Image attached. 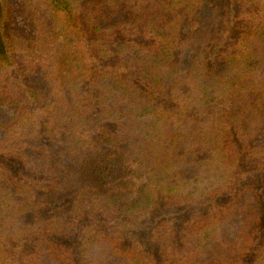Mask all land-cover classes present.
<instances>
[{
    "label": "trees",
    "instance_id": "16d2710c",
    "mask_svg": "<svg viewBox=\"0 0 264 264\" xmlns=\"http://www.w3.org/2000/svg\"><path fill=\"white\" fill-rule=\"evenodd\" d=\"M19 1L0 264H264V0Z\"/></svg>",
    "mask_w": 264,
    "mask_h": 264
},
{
    "label": "rangeland",
    "instance_id": "374dc122",
    "mask_svg": "<svg viewBox=\"0 0 264 264\" xmlns=\"http://www.w3.org/2000/svg\"><path fill=\"white\" fill-rule=\"evenodd\" d=\"M4 2H5V4H8V6L10 7L9 11L14 16L18 17V15H21V13L24 12L23 5L21 4V2L19 0H1L2 10H3V3ZM3 19H4V11H3V16H2V20H1V34H2V38H3V43H4L5 48H6V42H5L4 37H3V36H5L6 33L4 34L2 31ZM22 20L23 19H21V18H17V22L15 23V25L17 27H20V25H23V27L26 26L27 23L26 22L24 23V20L23 21ZM15 25L11 26L9 28L12 30V29L16 28ZM28 82L32 87L38 88L40 90L42 96L44 97V99L46 100L47 103L52 102L54 96L52 93V88L50 87L51 85L49 86L48 83L42 78V76L40 74L30 75L28 78ZM11 115H12V112L10 109L5 108V107L0 108V118L8 119V118H10ZM0 138H3V134L1 132H0ZM130 184L131 185L133 184V187H136L140 183L135 182V181L134 182L130 181ZM145 229H147V227L141 229V231H143Z\"/></svg>",
    "mask_w": 264,
    "mask_h": 264
},
{
    "label": "water",
    "instance_id": "95a60500",
    "mask_svg": "<svg viewBox=\"0 0 264 264\" xmlns=\"http://www.w3.org/2000/svg\"><path fill=\"white\" fill-rule=\"evenodd\" d=\"M2 16H3V10H2V4H1V0H0V56H4L6 54V48H5V45L3 43V38H2V34H1Z\"/></svg>",
    "mask_w": 264,
    "mask_h": 264
}]
</instances>
